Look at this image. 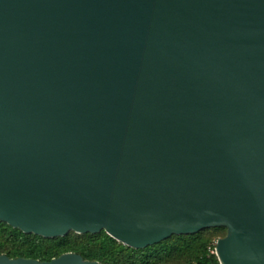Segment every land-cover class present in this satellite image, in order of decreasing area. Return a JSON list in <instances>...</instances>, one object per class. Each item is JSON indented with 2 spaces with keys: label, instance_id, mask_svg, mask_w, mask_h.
<instances>
[{
  "label": "water",
  "instance_id": "95a60500",
  "mask_svg": "<svg viewBox=\"0 0 264 264\" xmlns=\"http://www.w3.org/2000/svg\"><path fill=\"white\" fill-rule=\"evenodd\" d=\"M0 221L264 264V0H0Z\"/></svg>",
  "mask_w": 264,
  "mask_h": 264
},
{
  "label": "trees",
  "instance_id": "16d2710c",
  "mask_svg": "<svg viewBox=\"0 0 264 264\" xmlns=\"http://www.w3.org/2000/svg\"><path fill=\"white\" fill-rule=\"evenodd\" d=\"M224 230V229H223ZM73 233V232H72ZM71 235L63 238L45 239L39 236L24 234L18 229H13L6 223L0 221V256L4 255L10 259H31L40 262H50L52 259L61 257L67 253L80 255L85 261L99 262L100 264H120V256L126 254L133 258L132 264H154L162 254H170L173 238L165 240L157 245L134 250L128 248L112 239L105 232L98 234H75L71 241ZM77 235V236H76ZM178 239L196 241L200 235ZM81 242V243H79ZM176 246L173 247V250ZM186 264H219L215 254L206 249L200 252L193 261Z\"/></svg>",
  "mask_w": 264,
  "mask_h": 264
},
{
  "label": "rangeland",
  "instance_id": "374dc122",
  "mask_svg": "<svg viewBox=\"0 0 264 264\" xmlns=\"http://www.w3.org/2000/svg\"><path fill=\"white\" fill-rule=\"evenodd\" d=\"M224 228H216V229H206L203 230L197 234L193 235H182V236H172L173 243L172 246H176V248L173 250V247L171 248V253L168 254H162L161 258L157 260L154 264H186L190 263L195 259L196 256L200 254L201 251L206 249L211 254H215V249L217 245V241L221 238H224L227 235V230ZM71 238L70 240H74V233H70ZM69 234V235H70ZM76 234V233H75ZM200 235V240L198 242L196 241H189L187 240H181L178 239L175 242L174 237H183L188 238L192 236ZM77 236V235H76ZM170 238V239H171ZM169 240V239H168ZM81 243V242H79ZM134 261L133 258L128 257L126 254H123L120 256V264H132ZM99 263V262H98ZM100 264V263H99Z\"/></svg>",
  "mask_w": 264,
  "mask_h": 264
}]
</instances>
